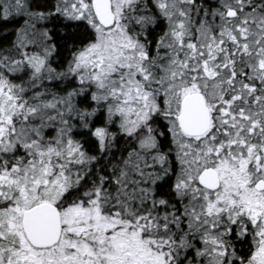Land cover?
<instances>
[{
    "label": "rangeland",
    "instance_id": "374dc122",
    "mask_svg": "<svg viewBox=\"0 0 264 264\" xmlns=\"http://www.w3.org/2000/svg\"><path fill=\"white\" fill-rule=\"evenodd\" d=\"M92 1H55L65 18L86 21L95 31L94 41L74 57L69 72L78 77V84L92 90L94 99L104 103L107 117L117 119L129 134L143 127L149 130L154 116H164L181 166L176 187L196 205L195 219L206 234L203 241L210 264H231L234 255L223 239L234 226L238 232L253 233L254 251L245 264H264V194H258L254 188L245 189L246 178L239 176L248 169L250 158L218 156L214 131L202 139H190L178 123L184 95L204 90L209 92L212 105L217 74L228 72L229 54L251 53L253 48L259 51L260 46L263 50L264 11L253 13L247 3L233 0L231 5H225L224 12H219L221 23L214 33L213 28L197 21L193 1L153 0L166 26L153 57L146 43L129 32L133 23L131 13L143 36L155 24L156 19L145 14L148 0H112L116 24L110 29L97 22ZM3 3L8 13H21L22 0ZM228 9L237 10L239 15L227 19ZM36 22L29 25L34 28L21 30L18 36L17 56L23 58L11 68V73L20 75L27 69L38 77L57 75L50 64L53 52L47 43L48 36L42 28H36ZM223 42L226 48L219 55L218 43ZM259 53L251 54L250 62H257ZM14 86L0 77V158L5 159L19 146L31 148L34 157L6 170L3 164L0 166V204L6 205L0 209V246L8 239L16 248L9 250L3 244L0 264H169L166 241L159 243L153 233L149 234L153 220L147 213L139 214V206L133 208L134 204H109V200L102 203L99 195L89 197L87 205L78 202L61 206L63 235L56 246L37 250L29 244L21 225L23 212L43 202L57 206L75 183L73 176L68 175L71 166L67 160L78 162L82 156L68 133V112L55 115L63 108L69 111L73 98L43 101L29 109L21 89ZM221 120L216 114V127H226ZM52 127H58L59 133L50 131ZM228 128L223 136L230 134ZM233 130L238 135L235 125ZM155 147L154 134L139 142L142 151ZM255 165L250 167L251 180L258 174ZM208 168H214L220 176L218 191L212 192L198 183L200 174ZM136 170L139 172L124 180L129 186L135 183V189H139L126 196L135 195L138 203L139 194L140 199L151 203L155 180L150 179L151 172Z\"/></svg>",
    "mask_w": 264,
    "mask_h": 264
},
{
    "label": "trees",
    "instance_id": "16d2710c",
    "mask_svg": "<svg viewBox=\"0 0 264 264\" xmlns=\"http://www.w3.org/2000/svg\"><path fill=\"white\" fill-rule=\"evenodd\" d=\"M55 1L22 0L21 13L10 14L3 0H0V77L6 78L10 84L15 85L14 87L21 89V97L29 109L30 106H40L43 101L46 103L70 96L73 98L69 111L63 108L61 112H55V115L68 112V133L79 148L82 158L78 162L71 158L67 160L71 166L68 168V175L73 176L75 183L63 195L57 207L60 209L63 205L78 202L87 205L88 198L92 195H99V201L102 203L108 199L109 204L113 201L120 205L122 202L124 205L134 204L133 208L139 206V214L147 213L148 218L153 220L149 223V234L153 233L159 243L166 241L164 248L168 250L169 264H210L205 256L203 237L206 234L195 219L196 205L188 196L181 195L176 187L181 166L164 116H154L149 123V130L143 127L130 134L123 130L117 119L107 117L104 103L96 101L92 90L78 84V77L69 72L74 57L94 41V28L86 21L65 18L57 10ZM242 1L248 4L247 7L253 10V13L264 11V0ZM232 2L233 0H193L194 12L198 15L197 21L213 28L214 33H217L221 23L219 12H224L225 5H231ZM147 8L145 14L156 19L155 24L147 28V36L137 31L135 16L132 13L133 23L129 25V32L145 42L149 55L154 57L157 54L154 50L158 51L159 40L166 26L153 0H148ZM134 12L137 13V10ZM35 21L36 28H42L48 36L47 43L53 52L50 64L57 75L38 77L36 74H30L27 69L24 74L11 73V68L16 67L23 58L17 56L18 36L21 30L34 28L29 25L35 24ZM198 43L200 42L196 44ZM218 45L221 46L219 43ZM260 49L261 46L259 51L253 48L251 53L244 52L234 57L229 54L228 62L230 57L234 58L230 68L241 73L260 72L257 63L264 61V48L262 51ZM257 52H260L258 61L250 62L253 58L248 57ZM50 131L59 133L58 127H52ZM149 134H154L156 147L142 151L139 149V142ZM32 157L34 152L31 148L19 146L7 154L5 159L0 158V166L3 164L4 168H12L14 165H23L32 160ZM136 169L142 173L151 172L150 179L155 180L154 201L151 203L149 200L145 202L140 199L139 194L138 203L135 195L128 197L129 199L126 196L129 191L137 192L139 189H135V183L129 186L124 180L139 172ZM134 177H137V174ZM5 207V204H0V209ZM223 240L227 250L234 255L231 264H245L250 259L254 251L253 233L238 232L234 226L228 237ZM3 244L9 250H16L14 243L8 239L3 240L1 250ZM4 256L7 257L5 253Z\"/></svg>",
    "mask_w": 264,
    "mask_h": 264
},
{
    "label": "flooded vegetation",
    "instance_id": "af4514ba",
    "mask_svg": "<svg viewBox=\"0 0 264 264\" xmlns=\"http://www.w3.org/2000/svg\"><path fill=\"white\" fill-rule=\"evenodd\" d=\"M219 47L220 51L218 54L220 55V53L223 54L222 51L225 50L226 44L223 42ZM231 56L234 57L235 54L233 53ZM233 62L234 58L230 57L228 70L231 69L230 67ZM262 64L263 66L261 67ZM257 65L259 70H261L260 72L241 73L236 72L232 68L230 72L218 73L215 84L216 88L213 91L215 94L212 105L209 92L204 90L190 92L184 95L183 98L189 94L202 93L209 108L212 122L211 129L205 135L198 137L186 136L190 139H202L210 133L214 134L215 132L216 155H223V157L232 156L231 158L235 157L236 160L250 158V162L254 159L253 163L249 162L248 169L242 170L243 172L239 176L246 178L245 189L251 190L254 188L258 194H264V191L256 190L257 183L264 180V174H262L264 171V62L260 61ZM211 109L214 111L212 112ZM216 114H219V117L222 119L221 123H225L224 126L228 128L230 125L228 128L230 130L229 135L223 136L226 127H216L218 125L216 123ZM234 125L238 128V135L236 134V130H233ZM252 165L258 167L256 169L258 174L251 180L250 167ZM6 169L5 167L4 170ZM219 180V188L212 192L218 191L221 188L220 176Z\"/></svg>",
    "mask_w": 264,
    "mask_h": 264
},
{
    "label": "water",
    "instance_id": "95a60500",
    "mask_svg": "<svg viewBox=\"0 0 264 264\" xmlns=\"http://www.w3.org/2000/svg\"><path fill=\"white\" fill-rule=\"evenodd\" d=\"M92 9L97 22L105 29L112 28L116 24L112 0H93ZM226 16L228 19H233L237 16V11L229 9ZM178 123L182 132L190 137L203 136L210 130L211 115L202 93L189 94L183 98ZM198 181L202 187L210 191L220 186L219 176L214 169L203 171ZM256 190L264 191V180L257 183ZM21 225L27 241L35 249H50L62 239L61 215L57 206L52 203L43 202L25 210Z\"/></svg>",
    "mask_w": 264,
    "mask_h": 264
}]
</instances>
